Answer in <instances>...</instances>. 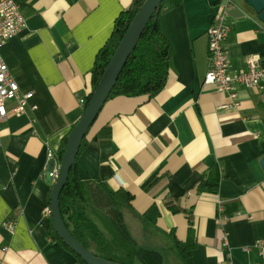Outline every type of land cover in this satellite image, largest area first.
<instances>
[{"label":"crops","instance_id":"obj_1","mask_svg":"<svg viewBox=\"0 0 264 264\" xmlns=\"http://www.w3.org/2000/svg\"><path fill=\"white\" fill-rule=\"evenodd\" d=\"M17 1L26 27L0 55L19 93L33 95L21 115L8 101L0 123V264H79L42 214L52 186L47 166L60 161L84 110L80 98L92 91L97 54L133 0ZM218 16L228 28L231 69H246L248 56L264 61V23L246 0H181L159 16L172 47L163 87L151 97H109L85 136L76 172L132 195L123 214L133 235L138 214L154 203L158 242L175 248L173 240L193 237L184 264H264L254 245H264V89L238 85L232 100L203 84L206 30ZM103 126L106 146L96 135ZM210 179L215 193L197 189ZM11 219L13 230L3 224Z\"/></svg>","mask_w":264,"mask_h":264},{"label":"trees","instance_id":"obj_2","mask_svg":"<svg viewBox=\"0 0 264 264\" xmlns=\"http://www.w3.org/2000/svg\"><path fill=\"white\" fill-rule=\"evenodd\" d=\"M143 1L133 0L131 6L116 17L112 33L99 50L91 69L92 91L83 99V109L99 83L117 44ZM180 2L181 0L161 1L157 15H152L143 28L109 97L117 95L151 97L163 87L170 69L172 47L160 30L159 16L176 7ZM96 135L102 146L108 144L110 131L107 126L100 128ZM85 136L81 141L76 158L85 145ZM66 138L67 136L61 146L59 158L63 153ZM197 189L215 193L217 183L212 182L211 179L206 180L201 182ZM131 199L132 195L127 191L113 190L106 181L99 178H79L75 159L59 195V208L63 221L72 235L97 256L121 264H184L183 261L189 255V250L194 247L193 237L190 236L182 242L173 240L175 248L158 242L152 233L158 215L154 203L138 214L141 226L137 234L133 235L123 214L124 210L131 209ZM50 232L54 239L74 254L79 264H85L57 236L52 224Z\"/></svg>","mask_w":264,"mask_h":264},{"label":"built area","instance_id":"obj_3","mask_svg":"<svg viewBox=\"0 0 264 264\" xmlns=\"http://www.w3.org/2000/svg\"><path fill=\"white\" fill-rule=\"evenodd\" d=\"M26 27V20L21 14L20 4L17 0H0V47L11 37ZM228 33V28L218 16L207 28V50L208 69L204 75L203 84L209 85L218 91L227 92L230 99L236 97L235 87L240 85L249 89L260 91L264 89V61H259L253 56L246 58V69H231L228 56L225 51L224 41ZM32 92L19 93L17 82L11 76L8 66L0 55V123L7 119V102L14 100L15 105L12 112L15 115L24 113ZM83 103V99L80 98ZM233 105H236L234 102ZM222 105L221 107H227ZM48 156L52 158V151L48 150ZM59 162L49 171L52 180L58 176ZM43 215H50L49 206L42 209ZM8 229L13 230L14 221L7 220L3 223ZM226 233L223 234L225 238ZM226 245V241H223ZM258 254L264 261V245L256 242ZM1 263V260H0ZM219 264H231L230 260Z\"/></svg>","mask_w":264,"mask_h":264},{"label":"water","instance_id":"obj_4","mask_svg":"<svg viewBox=\"0 0 264 264\" xmlns=\"http://www.w3.org/2000/svg\"><path fill=\"white\" fill-rule=\"evenodd\" d=\"M161 1L162 0H144L133 16L123 37L117 44L99 83L94 88L81 117L67 135L64 150L59 161L58 176L55 180H52L49 175L54 161L51 159L48 162L46 180L52 185L49 194V210L53 229L63 243L73 250L85 264L121 263L95 255L72 235L65 225L60 212L59 195L62 187L67 181L70 169L75 162L83 137L88 132L105 101L108 99L110 91L115 85L128 56L133 52L146 23L152 15H157ZM246 2L258 14L260 21L264 23V0H246ZM259 165L264 171V155L261 156Z\"/></svg>","mask_w":264,"mask_h":264}]
</instances>
